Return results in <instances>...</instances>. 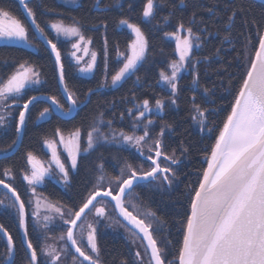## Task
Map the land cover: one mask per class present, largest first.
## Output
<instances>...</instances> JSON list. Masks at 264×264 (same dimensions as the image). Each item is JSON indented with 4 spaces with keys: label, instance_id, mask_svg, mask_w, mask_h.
<instances>
[{
    "label": "snow or ice",
    "instance_id": "obj_1",
    "mask_svg": "<svg viewBox=\"0 0 264 264\" xmlns=\"http://www.w3.org/2000/svg\"><path fill=\"white\" fill-rule=\"evenodd\" d=\"M66 2L76 5L78 0ZM218 2L209 0L210 7L204 11L213 18L224 20L226 31L222 34L221 47L223 41L233 40V29L238 18L242 28H249V24L255 27L258 47L255 48L254 58L248 62L247 71L222 127L216 129L218 135L213 137L214 143L205 156L207 167L202 169L198 186L193 187L190 193V214L182 223V241L176 252L169 253L171 239H157L158 235L167 231L168 222L150 209L136 212L140 207L136 190L145 187L158 190H164L165 186L172 188L179 180L178 169L174 166L181 163L189 148L181 141L176 148L169 150L165 137L173 132V126L163 122L157 130V122L146 116L153 109L163 112L165 99L157 98L153 105L150 99L144 98L134 102L126 113L120 114L121 121L126 118L130 121L127 128L114 126L113 120L105 119L101 112L83 133L80 128H75L65 138L64 130L57 127L51 138L45 136L43 145L50 152V159L46 163L32 151L26 152L25 167L21 173L28 186L27 191L31 193L27 201L14 187L15 170L10 166L0 169V188L6 190L0 193L3 196L0 207L15 213L18 227L22 230L27 264H104L99 246L102 222L105 228L118 226L127 234L130 248L137 249L131 264H264V22L249 21L247 10L238 0H233L225 19L216 11ZM19 3L24 7L35 33L45 40L55 57L59 84L63 85V94L70 106L65 108L56 96L33 95L25 99L26 90L42 83L41 73L27 61L15 65L6 78L0 77V131H8L13 127V122L15 131L12 143L0 150V158L3 159L10 158L18 150L21 134L27 124L29 106L34 102L50 101L39 113L42 120H48L56 112L71 117L80 107L77 97L69 92L65 83L61 51L57 46L60 37L75 38L72 43L75 51L71 56L77 65H81L83 59L76 55L77 52L90 56L89 61L78 68L80 73H92L97 66L98 54L90 51L88 45L93 41L85 36L80 19L72 17L66 23L62 14L60 18H53L48 27L55 33L57 42H54L37 22L36 13L29 7L28 0H19ZM179 4L186 6V0H179ZM113 6L112 0L104 5L105 8ZM166 6L168 0H142L143 20L151 23L159 8ZM175 7L173 5V11L162 17L164 24L170 22ZM92 8L102 13L101 0H94ZM128 8H133L131 2ZM48 11L55 12V9ZM157 23L159 25L160 22ZM195 24L196 16L193 13L187 25L180 20L174 30L164 32L165 37L175 41L177 58L170 61V71L159 72L157 83L163 82L168 86L170 94L167 100L175 106L181 91V73H190L193 89L191 119L201 132L211 134L210 118L217 109L202 107V101H197L199 92L196 90L201 88L197 65L201 57L196 55L194 49L202 48L207 36L212 33L203 26L198 31L194 30ZM108 26L105 20L93 24L94 28H102L105 32ZM118 26L127 28L133 39L128 43L126 53L120 52L117 47L116 59L121 66L111 75L109 85L108 39L104 37L105 83L99 87L119 86L136 75L139 66L146 61L149 41L141 25L121 17ZM247 39L251 43V36ZM0 43L34 46L29 38V24L3 6H0ZM221 47L216 48V55L220 54ZM238 55L243 57L245 51ZM139 79L137 76V81ZM93 91L89 89L88 95L91 96ZM202 93L204 97L212 98L215 88L204 86ZM14 113L18 114L14 116ZM102 145L117 146L112 154L115 161L113 174L108 173L101 152L94 180L78 205L65 206L58 201L48 200L42 193L38 194V187L45 184L46 178L64 186L69 185L70 172L78 169V158L99 151ZM124 150H128L133 159L121 157L120 152ZM56 232L59 235L55 242L49 243ZM0 233L7 239L5 257L0 264H15V241L3 225H0ZM138 249H143V253ZM120 264H130V261L123 258Z\"/></svg>",
    "mask_w": 264,
    "mask_h": 264
},
{
    "label": "trees",
    "instance_id": "obj_2",
    "mask_svg": "<svg viewBox=\"0 0 264 264\" xmlns=\"http://www.w3.org/2000/svg\"><path fill=\"white\" fill-rule=\"evenodd\" d=\"M129 2L133 4L132 9L128 8ZM238 2L243 3L249 21L264 22V3L252 0H238ZM28 3L29 7L33 8L36 13L37 22L45 28L49 39H53V41L54 37L48 31V24L53 18H60V14H62V18L66 23L70 22L72 17L80 19L84 25L85 36L92 38V47L100 56V65L93 78L78 76L74 66L66 57L67 46L57 45L61 51L64 65L65 83L69 92L74 93L77 97L80 107L84 106L71 119L64 120L53 115L48 120L39 123V113L48 104L39 102L29 111L23 141L19 150L10 158L0 159V169L10 166L15 170L14 187L20 193L21 198L26 201L28 200L27 186L21 173V170L25 167L26 152L32 151L38 159L47 160L50 152L43 145L45 136L51 138L57 127L64 130V134H68L75 128H80L83 133L98 118L101 112L104 113L105 119L113 120L114 126L127 128L130 121L127 118L121 121L119 116L121 113H126V110L132 107L134 102L148 98L154 105L157 98L167 100L169 96L167 90L160 83H157L159 72L161 70L168 71V64L176 58L175 46L166 41L164 32L174 30L175 25L180 20H183L187 25L189 19L195 13L196 24L194 30L198 31L203 26L207 28L209 33H212V35L207 36L202 48L195 53L201 57V62L197 65L201 85V88L196 90L199 92L197 101H202V107L211 106L217 109L215 114L211 116L209 123V126L213 128V132L209 134L205 131L204 134H201L195 131L191 119L193 114L191 109V96L193 94L191 74L183 75L180 80L181 91L178 97V110L171 111L167 107V112L159 118V123L167 122L173 126V132L165 138V144L168 145L169 150L176 148L181 141L189 148V152L186 153L187 161L183 162L180 168L179 185L172 194L153 193L147 190L144 191L143 188L137 189L138 192H141V200L145 207L156 212L158 216L168 222L167 231L162 235V239L166 237L172 240L169 253L174 254L179 242L182 241V223L185 222L186 215L190 214V193L193 187L198 186L197 182L202 169L207 167L205 156L209 154L210 145L214 143L213 137L218 135L216 129L222 127L223 120L230 111L233 97L247 71V49H250L254 58L255 48L258 47L255 27L249 24V28H242L238 18L233 29V40L223 41V47H221L222 34L226 31L224 20L213 18L204 11V9L210 7L209 0H186V6L180 5L179 0H168V6L159 8L156 18L151 23L144 21L142 18V0H112L114 6L111 8L104 7L109 3V0H101L102 13L92 8L94 0H80L79 4L74 6L67 5L60 0H31ZM232 4L233 0H219L216 11L226 19ZM173 5L176 6L174 15L168 24H164L162 17L173 11ZM0 6L6 7L14 15L28 23L15 0H0ZM48 9H55V12H49ZM121 17L128 18L130 22L141 25L149 41L150 58L149 61L138 68L136 75L131 76L118 87L109 91L99 90L98 88L104 80V37L107 36L108 39L109 80L111 75L120 67V64L116 62L117 47L119 51H126L128 43L131 42L128 31L118 26ZM100 20L107 21L109 26L106 32L102 28L93 27V24ZM158 21L160 22L159 25ZM218 32L221 34L218 35ZM241 32L244 34L241 35ZM248 36H251V43L247 39ZM29 37L37 50L30 49L22 44L4 45L0 43V77L6 78L13 71L15 65L27 61L41 73L45 84L41 91H29L25 99L33 95L56 96L61 104L67 108L69 105L59 87L58 72L54 59L50 51L34 35L30 24ZM232 45H235V47ZM218 47H221V51L219 55H216L215 50ZM242 50L245 51V55L239 57L238 54ZM203 57H209L210 59L204 60ZM137 76L140 78L139 81H137ZM204 86L215 88L214 97L203 96L202 89ZM89 89L94 90L91 96L88 95ZM133 96H135V101H133ZM22 103L23 101H21ZM14 138L13 122V127L7 134H0V150L7 148ZM115 151L109 148H99V151L82 155L79 158L78 169L70 176L68 190H63L57 184L47 181L40 187V192L52 202L58 201L65 206L78 205L94 180V171L101 152L105 158L108 173L113 174L115 161L112 159V154ZM120 155L123 158L133 159L128 151H121ZM0 225L4 226L15 241V264H27L25 259L26 248L22 243L18 221L13 216L0 212ZM5 245L6 240L0 234V260L5 257ZM99 246L102 250L104 264H120L123 258H127L131 264L129 249L122 239L100 235Z\"/></svg>",
    "mask_w": 264,
    "mask_h": 264
},
{
    "label": "rangeland",
    "instance_id": "obj_3",
    "mask_svg": "<svg viewBox=\"0 0 264 264\" xmlns=\"http://www.w3.org/2000/svg\"><path fill=\"white\" fill-rule=\"evenodd\" d=\"M60 1H62L63 3H65V4H67V5H72V6H74L73 4H71V3H68V2H66V0H60ZM79 2H80V0H78V3L77 4H79ZM76 4V5H77ZM147 22V21H146ZM121 29H124V30H127L128 31V33H129V35L131 36V39H133V37H132V35H131V33H130V31L127 29V28H125V27H121ZM48 31L52 34V36L54 37V42H57L56 41V37H55V33L52 31V29L50 28V27H48ZM30 38V37H29ZM165 39H166V41H168L169 43H172L174 46H175V41H173V40H170V39H168L167 37H165ZM31 40V39H30ZM75 41V38H72V39H66V38H64V37H60L59 38V41H58V43H57V45H66L67 46V49H68V51H67V54H66V57H67V59L69 60V62L71 63V65H73L74 66V69H75V71H76V74L78 75V76H81V77H83V78H93L94 76H95V74L97 73V71H98V67H99V65H100V56H99V54H98V56H97V66H96V68L93 70V72L92 73H87V74H85V73H80L79 71H78V68L81 66V65H83L85 62H87V61H89V59H90V56H86V55H84V53L83 52H77L76 53V55L77 56H81V57H83V59H82V61H81V65H77L76 64V62H75V60L73 59V57L71 56V53L73 52V51H75V49H73L72 48V43ZM32 43V42H31ZM33 44V43H32ZM34 45V44H33ZM88 47H89V49H90V51H95L94 49H93V47H92V44L91 45H88ZM30 49H36L37 50V48H36V46L34 45L33 47H29ZM201 49V48H200ZM200 49H194V52H198ZM149 50L150 49H148V53H147V57H146V61L143 63V64H145L147 61H149V55H150V52H149ZM96 52V51H95ZM120 52H122V53H126V51H120ZM176 55V54H175ZM177 58V57H176ZM253 57H252V54H251V51H250V49L248 48L247 49V52H246V60H247V63L252 59ZM116 62H117V59H116ZM118 63V62H117ZM119 64V63H118ZM142 64V65H143ZM141 65V66H142ZM169 65V64H168ZM121 66V65H120ZM141 66H139V68L141 67ZM37 70V69H36ZM38 71V70H37ZM168 71H170V69L168 68ZM89 74V75H88ZM187 74H189L188 72H182L181 73V77L183 76V75H187ZM40 79H41V81H42V83L40 84V85H34V86H32V88L31 89H28V90H26V94L29 92V91H41V89L44 87V84H45V82L43 81V79H42V77L40 76ZM105 83V79L102 81V83L101 84H104ZM110 83H111V79L109 80V78L107 79V84H109L110 85ZM123 83V82H122ZM121 83V84H122ZM100 84V85H101ZM120 84V85H121ZM160 85L162 86V87H164L166 90H167V92L170 94V89L168 88V86L166 85V84H164L163 82H160ZM118 87V86H117ZM116 88V87H115ZM99 90H104V91H109V90H112L113 89V87H99L98 88ZM26 96V95H25ZM178 100L179 99H177V105H175V106H173V105H170V103H169V101L168 100H165V103H166V108H165V110L163 111V112H157L155 109H153V111L151 112V113H147L146 114V116L148 117V118H150V119H153V120H155L156 122H157V130H158V127H159V125L161 124V123H159V118L160 117H162L166 112H167V110H168V108H170V110L171 111H177L178 110ZM168 107V108H167ZM17 113H14V116L16 115ZM44 121H46V120H42V119H38V123L39 122H44ZM193 121V120H192ZM193 125H194V129H195V131H197V132H199V133H201V134H204L205 133V131L204 132H201L200 131V128H199V126L193 121ZM11 130V128H9V130L8 131H0V134H7V132H9ZM169 134H171V133H168L167 135H169ZM166 135V136H167ZM67 136H68V134H65V138H67ZM166 138V137H165ZM99 148H109V149H114V150H117V146L116 145H102V146H99ZM124 151H128V150H124ZM129 152V151H128ZM66 155V154H65ZM50 159V156L47 158V160H41V161H44L45 163L48 161ZM79 159V158H78ZM187 161V156H186V154H185V157L184 158H182V160H181V163L179 164V165H176V166H174L175 168H177L178 169V172H180V168H181V166L183 165V162L185 163ZM114 166H115V164H114ZM118 171V170H117ZM76 172V170L75 171H71L70 172V176L72 175V173H75ZM47 181H51V182H53V183H55V184H57L58 186H60L63 190H68V188H69V185H70V183H69V185H67V186H64V185H62V184H58V183H56V181H54V180H49V179H47L46 178V182ZM45 182V183H46ZM179 183V180L172 186V188H167V186H165V188H164V190H158V189H156V188H152V189H149V188H143L144 189V191L145 190H147V191H149V192H153V193H156V192H158V193H161V194H172L174 191H175V189L178 187V184ZM26 186H27V184H26ZM43 186V185H42ZM42 186H40V187H42ZM28 187V186H27ZM40 187H38V194L39 193H41L40 192ZM139 189V188H138ZM137 191V190H136ZM4 191H0V193H3ZM28 192V198L31 196V193L29 192V191H27ZM137 193H138V195H139V199H140V207H138L137 209H136V212L137 213H141V212H143V211H145V210H148V208L147 207H145V205H144V203H143V201L141 200V192H138L137 191ZM10 196V195H9ZM44 196V195H43ZM3 198V196L2 195H0V199H2ZM49 200V199H48ZM109 211H111V208H109ZM0 212H2V213H7V214H9V215H11V216H13L15 219H16V216H15V213H14V211H12V210H10V209H6V208H3V207H0ZM91 218V217H90ZM29 219H30V217H29ZM17 220V219H16ZM103 224H104V222H102V226H101V228H100V233H101V235H103V236H112V237H114V238H117V239H122L125 243H126V246H127V248L129 249V252H130V256H131V260L133 261L134 260V252H135V250H137V249H132V248H130V245H129V242H128V240L126 239V236H127V234L124 232V230L123 229H121V228H119L118 226H115V227H113V228H105V227H103ZM59 235V233L58 232H56L54 235H53V239L52 240H50L49 241V243H54L55 242V239H56V236H58ZM157 239L158 240H161L162 239V235H158L157 236ZM138 250H140L142 253H143V249H138Z\"/></svg>",
    "mask_w": 264,
    "mask_h": 264
},
{
    "label": "water",
    "instance_id": "obj_4",
    "mask_svg": "<svg viewBox=\"0 0 264 264\" xmlns=\"http://www.w3.org/2000/svg\"><path fill=\"white\" fill-rule=\"evenodd\" d=\"M15 1L19 4V6H20V8H21V10H22V12H23L25 18L27 19L28 23L30 24V21H29L28 18L26 17L24 7L19 3V0H15ZM30 1H31V0H28V2H30ZM252 1L262 2V3H264V0H252ZM30 26H31V25H30ZM31 28H32V27H31ZM32 30H33V32L35 33V29L32 28ZM35 35H36L37 39H38V40H39V41L45 46V48H47V49L50 51V53H51L50 47L47 45V43L45 42V40H44L42 37H39V34H38V33H35ZM51 55H52V57H53V59H54V61H55V57H54V55H53V54H51ZM89 74H90V73H89ZM59 87H60V90H61L62 95L64 96V98H65V100H66V96L63 94V85H60V84H59ZM42 96H43V95H42ZM66 101H67V100H66ZM39 102H46L48 105H49V103H50V101H44V100L36 101V102H34L32 105L29 106V111L32 109V107H33L35 104H37V103H39ZM67 103H68V102H67ZM68 105H69V104H68ZM69 106H70V105H69ZM83 106H84V105H83ZM83 106H81V107H83ZM81 107H79L76 111H74L71 117H65V116H62L59 112H56L54 115L57 116V117H59V118H61V119L68 120V119L73 118V117L77 114V112L81 109ZM24 132H25V129L23 130V132H22V134H21V139H20V141H19V148H20L21 143H22V141H23ZM19 148H18V150H19ZM18 150H17V151H18ZM17 151H15L11 156H13ZM11 156H10V157H11ZM0 159H3V158H0ZM0 189L3 190V191H6V190H4V189H2V188H0ZM9 195H11V194H9ZM120 219L122 220V218H120ZM125 223H126V222H125ZM129 227H130V226H129ZM20 232H21V237H22V241H23L22 230H20ZM0 234L2 235V233H0ZM2 237H3V238L6 240V242H7L6 237H4L3 235H2ZM25 248H26V247H25ZM15 258H16V251H15V255H14V261H15ZM85 264H87V262H85Z\"/></svg>",
    "mask_w": 264,
    "mask_h": 264
}]
</instances>
